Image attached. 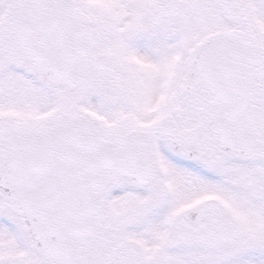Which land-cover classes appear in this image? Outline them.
Returning <instances> with one entry per match:
<instances>
[{
	"label": "snow or ice",
	"instance_id": "6c2138e0",
	"mask_svg": "<svg viewBox=\"0 0 264 264\" xmlns=\"http://www.w3.org/2000/svg\"><path fill=\"white\" fill-rule=\"evenodd\" d=\"M0 264H264V0H0Z\"/></svg>",
	"mask_w": 264,
	"mask_h": 264
}]
</instances>
